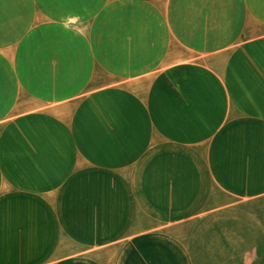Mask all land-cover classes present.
Masks as SVG:
<instances>
[{"label": "crops", "instance_id": "1", "mask_svg": "<svg viewBox=\"0 0 264 264\" xmlns=\"http://www.w3.org/2000/svg\"><path fill=\"white\" fill-rule=\"evenodd\" d=\"M0 264H264V0H0Z\"/></svg>", "mask_w": 264, "mask_h": 264}]
</instances>
